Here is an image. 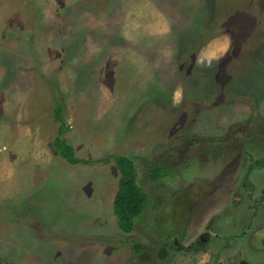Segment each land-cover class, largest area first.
I'll return each mask as SVG.
<instances>
[{
	"label": "rangeland",
	"instance_id": "1",
	"mask_svg": "<svg viewBox=\"0 0 264 264\" xmlns=\"http://www.w3.org/2000/svg\"><path fill=\"white\" fill-rule=\"evenodd\" d=\"M225 37L228 53L198 67ZM60 126L84 163L52 146ZM119 155L149 197L127 233L113 214ZM260 159L264 0H0V264H140L134 244L154 258L207 218L226 227L217 242L252 245ZM157 166L172 175L151 180Z\"/></svg>",
	"mask_w": 264,
	"mask_h": 264
},
{
	"label": "flooded vegetation",
	"instance_id": "2",
	"mask_svg": "<svg viewBox=\"0 0 264 264\" xmlns=\"http://www.w3.org/2000/svg\"><path fill=\"white\" fill-rule=\"evenodd\" d=\"M253 164L259 168L264 167L256 165L255 162H253ZM172 173L173 172L171 171V174L169 175L171 176ZM181 216L186 218L187 213L183 212ZM211 220V218L210 220L207 218L205 222L201 223V227H199L201 224H196L195 226L191 225V232L195 231V233L191 234V237L189 238L191 240L188 243L180 244L178 242L181 235L179 233L177 236L171 235L172 237L169 238V244L161 242V246L156 250V256L154 258H151L153 250L149 248L145 249L141 244L140 251L137 252L134 250L135 253L133 255L138 256V254L140 255L144 252V255H147L148 257V260L143 261V264H198L200 259L198 254L200 253H208L210 255L208 264H251V262H256V264H258V259H264V239H261V241L259 240V242H255L252 245L219 243L217 241L221 235L217 232L226 227H218V225L215 224L217 219H215V221ZM177 228L179 230L183 229V227ZM261 229L262 228L260 227H256L253 230L256 236H262V233L264 234V229ZM229 239L232 240L234 238H232L231 235ZM225 240L228 239L225 238Z\"/></svg>",
	"mask_w": 264,
	"mask_h": 264
},
{
	"label": "trees",
	"instance_id": "3",
	"mask_svg": "<svg viewBox=\"0 0 264 264\" xmlns=\"http://www.w3.org/2000/svg\"><path fill=\"white\" fill-rule=\"evenodd\" d=\"M61 108L57 106L54 109V118L57 121L61 120ZM61 126L58 129V134L53 139L52 146L57 153L71 164H76L84 161L74 156L73 149L66 144L60 137ZM116 166L118 168L120 178L118 183V190L114 197L113 214L117 219V226L123 232H130L133 230L134 220L139 218L144 209L149 204L148 194L137 183V172L134 162L126 156L114 157ZM256 165L264 166V159L255 161ZM166 174H171V169L168 167L152 168L148 177L151 180H160ZM137 252L140 251V244H134Z\"/></svg>",
	"mask_w": 264,
	"mask_h": 264
},
{
	"label": "clouds",
	"instance_id": "4",
	"mask_svg": "<svg viewBox=\"0 0 264 264\" xmlns=\"http://www.w3.org/2000/svg\"><path fill=\"white\" fill-rule=\"evenodd\" d=\"M230 44L231 42L227 37H225L223 41H210L205 48L201 49L195 61L196 65L201 68H211L214 61L219 62L228 53ZM182 100L183 90L178 86L172 96L173 106H179ZM198 255L200 257L198 264H208L210 260V255L208 253H200Z\"/></svg>",
	"mask_w": 264,
	"mask_h": 264
}]
</instances>
